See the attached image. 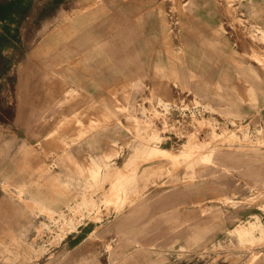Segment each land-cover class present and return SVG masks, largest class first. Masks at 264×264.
Wrapping results in <instances>:
<instances>
[{
  "label": "rangeland",
  "instance_id": "rangeland-1",
  "mask_svg": "<svg viewBox=\"0 0 264 264\" xmlns=\"http://www.w3.org/2000/svg\"><path fill=\"white\" fill-rule=\"evenodd\" d=\"M23 2L0 0V264H264V0Z\"/></svg>",
  "mask_w": 264,
  "mask_h": 264
},
{
  "label": "crops",
  "instance_id": "crops-1",
  "mask_svg": "<svg viewBox=\"0 0 264 264\" xmlns=\"http://www.w3.org/2000/svg\"><path fill=\"white\" fill-rule=\"evenodd\" d=\"M73 0H24L22 6L25 12H28L33 16L42 17L43 13H55L61 11L64 6L70 5ZM215 18H212L214 21ZM72 43L70 42L68 45L67 43L61 47H57L59 51H66L68 52V47ZM2 47L4 51L7 52V56L13 57V52L11 51V47L8 43H3ZM10 49V50H9ZM70 56H67L66 59H69ZM67 62V61H66ZM131 159V158H130ZM128 159L123 167L129 162ZM94 166L98 165L101 167L100 162L98 160H93Z\"/></svg>",
  "mask_w": 264,
  "mask_h": 264
},
{
  "label": "bare ground",
  "instance_id": "bare-ground-1",
  "mask_svg": "<svg viewBox=\"0 0 264 264\" xmlns=\"http://www.w3.org/2000/svg\"><path fill=\"white\" fill-rule=\"evenodd\" d=\"M185 146V145H184ZM183 147V146H182ZM152 152V154H156L157 156L158 155H164V156H169L171 153L169 152V151H167V150H165V149H162V150H159V149H157L155 152L152 150L151 151ZM172 155V154H171ZM172 157V156H171ZM130 161V160H129ZM131 162V161H130ZM129 163V162H128ZM96 167H100V166H98V165H96ZM93 170V169H92ZM122 178V177H121ZM123 179V178H122Z\"/></svg>",
  "mask_w": 264,
  "mask_h": 264
}]
</instances>
